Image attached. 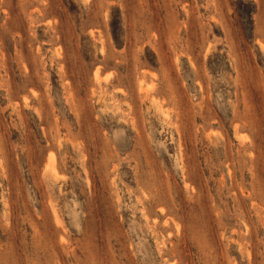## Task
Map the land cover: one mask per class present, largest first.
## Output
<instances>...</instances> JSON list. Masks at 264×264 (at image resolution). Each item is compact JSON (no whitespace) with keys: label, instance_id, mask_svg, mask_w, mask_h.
I'll use <instances>...</instances> for the list:
<instances>
[{"label":"rangeland","instance_id":"374dc122","mask_svg":"<svg viewBox=\"0 0 264 264\" xmlns=\"http://www.w3.org/2000/svg\"><path fill=\"white\" fill-rule=\"evenodd\" d=\"M0 264H264V0H0Z\"/></svg>","mask_w":264,"mask_h":264}]
</instances>
